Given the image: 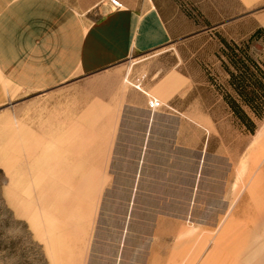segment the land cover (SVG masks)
<instances>
[{
	"label": "crops",
	"instance_id": "obj_1",
	"mask_svg": "<svg viewBox=\"0 0 264 264\" xmlns=\"http://www.w3.org/2000/svg\"><path fill=\"white\" fill-rule=\"evenodd\" d=\"M120 2L0 0L17 215L46 264H264L263 131L209 76L264 0Z\"/></svg>",
	"mask_w": 264,
	"mask_h": 264
},
{
	"label": "rangeland",
	"instance_id": "obj_2",
	"mask_svg": "<svg viewBox=\"0 0 264 264\" xmlns=\"http://www.w3.org/2000/svg\"><path fill=\"white\" fill-rule=\"evenodd\" d=\"M241 46L256 58L264 60V32H258L257 37H249L242 41ZM223 48L225 47L222 43L219 58L223 69L222 72L211 71L209 76L212 81L218 85L224 96H233L239 100L241 97L238 95L233 83L246 82L248 84L247 89H256V93L262 99L263 90L257 89V84H253L254 81L261 79V77L253 66H250L253 75L250 74L251 72H243V66L238 61L239 58H242V51L235 48L233 44L234 52L231 48H226V53H224ZM224 64L234 72L233 76L225 68ZM225 77L229 79L230 84L223 83ZM32 94L33 91L31 89L18 88L16 86L15 71H0V264H46L40 245L30 234L27 221L22 215H17L16 213L15 183L12 184L11 182L15 175L16 108L17 104H20L21 109L22 105L28 106ZM248 95L253 96L251 92ZM242 104L247 112L256 119L257 127L259 126V129L263 131L264 139V116L257 119L253 110L244 102ZM249 141H255V134H249ZM250 154L251 152H249V157ZM1 163L4 165L3 169H1Z\"/></svg>",
	"mask_w": 264,
	"mask_h": 264
},
{
	"label": "trees",
	"instance_id": "obj_3",
	"mask_svg": "<svg viewBox=\"0 0 264 264\" xmlns=\"http://www.w3.org/2000/svg\"><path fill=\"white\" fill-rule=\"evenodd\" d=\"M262 32L261 30L255 31L250 38L257 37V33ZM224 47L223 52L226 53V48H231L234 52V49L232 48V44L234 45L235 48H238L239 50L242 51V58H239L238 61L241 62L243 66V72H251L250 66H253L260 75L261 79L256 80L253 82V84H257V89H262L264 92V60H261L259 58H256L254 55H252L247 49L243 48L241 46V43L235 42V41H229L226 38L222 37L221 38ZM232 52V53H233ZM225 63V61H223ZM225 68L229 71L231 76H233V71L229 69L226 64H224ZM253 75V72L250 73ZM234 87L238 93V95L241 97L239 100L236 97L233 96H224L229 105L231 106L233 112L239 117V119L246 125L247 129L251 132H255L257 129V121L254 119L246 110V108L243 106L242 102L247 104V106L253 110L255 113V116L257 119H260L264 116V93H263V98L260 99L259 94L256 93V89H247L246 82L242 83L241 81L236 84L233 83ZM236 84V85H235ZM252 93L253 96H249V93ZM242 101V102H241Z\"/></svg>",
	"mask_w": 264,
	"mask_h": 264
},
{
	"label": "built area",
	"instance_id": "obj_4",
	"mask_svg": "<svg viewBox=\"0 0 264 264\" xmlns=\"http://www.w3.org/2000/svg\"><path fill=\"white\" fill-rule=\"evenodd\" d=\"M111 2L116 7H120L122 5L120 0H111ZM143 78H144V75H142V74L141 75H134V76H130L129 74H127L125 76V80L127 82H129L130 84H132V85L136 86L137 88L143 90L147 94L149 106L152 109H156L162 104V102L157 96H155L154 94L149 92L147 89H145L144 84H143Z\"/></svg>",
	"mask_w": 264,
	"mask_h": 264
}]
</instances>
